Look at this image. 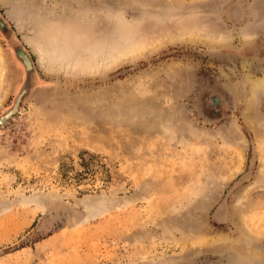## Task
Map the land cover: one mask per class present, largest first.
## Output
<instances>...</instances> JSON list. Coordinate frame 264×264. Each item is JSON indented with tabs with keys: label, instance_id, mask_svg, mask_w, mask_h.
<instances>
[{
	"label": "rangeland",
	"instance_id": "rangeland-1",
	"mask_svg": "<svg viewBox=\"0 0 264 264\" xmlns=\"http://www.w3.org/2000/svg\"><path fill=\"white\" fill-rule=\"evenodd\" d=\"M0 45V264H264V0H0Z\"/></svg>",
	"mask_w": 264,
	"mask_h": 264
},
{
	"label": "bare ground",
	"instance_id": "bare-ground-1",
	"mask_svg": "<svg viewBox=\"0 0 264 264\" xmlns=\"http://www.w3.org/2000/svg\"><path fill=\"white\" fill-rule=\"evenodd\" d=\"M194 25V24H193ZM187 32L183 31V28H180L179 30V35L181 36L182 39L185 40H189V41H205L207 43H220V42H225V38L218 36L216 34H211V33H204L201 31V28L198 27L197 25L195 26H188L187 28ZM171 32H158V33H153L154 35L149 36V37H140L141 39H138L139 37H137V39L135 38V36L131 35V41L134 42L133 47H131L129 50H127L126 52L123 53H117L116 56L113 57L112 59V64H118L119 62H121L122 58L125 56H130V55H134L138 52H142V51H146L148 49L151 50H155L157 47H159L160 43L163 44L166 41H169L171 37H173L172 35H170ZM204 33V34H203ZM132 34V33H131ZM145 36V35H144ZM246 38V37H245ZM251 37H248L246 41H250ZM49 45V44H48ZM38 47H36V50L40 53L41 58L44 57V54L47 52L43 46V44H38ZM49 47V46H48ZM46 57V56H45ZM51 57H48V60ZM43 60V59H42ZM91 65V64H89ZM89 65H86L83 67L82 70L84 71H91ZM92 68V67H91ZM94 71V69H93ZM5 75V66H4V59H3V50L2 47L0 45V94H1V86L3 83V78ZM254 87V86H253ZM260 89V93L261 91H264V80L259 81L256 83V86L254 89ZM257 91V90H256ZM255 92V91H253ZM252 92V93H253ZM3 94V93H2ZM262 95V94H260ZM5 99V95H0V105L3 103Z\"/></svg>",
	"mask_w": 264,
	"mask_h": 264
},
{
	"label": "water",
	"instance_id": "water-1",
	"mask_svg": "<svg viewBox=\"0 0 264 264\" xmlns=\"http://www.w3.org/2000/svg\"><path fill=\"white\" fill-rule=\"evenodd\" d=\"M19 49V48H18ZM16 51V50H15ZM19 58V57H18ZM19 60L21 61V59L19 58ZM26 70V69H25ZM28 72V71H27ZM30 72H32L31 70H30ZM21 94V93H20ZM20 94H19V96H20ZM19 96L16 98V100H15V102H14V104H13V106H12V108L10 109V110H8L7 112H5L1 117H0V126L1 125H3L4 123H6L8 120H10L12 117H13V115H15L16 113H17V111H18V109H19V105H20V103H21V101H22V99L20 100V103L17 105V107H16V104H17V100H18V98H19ZM23 98V97H22Z\"/></svg>",
	"mask_w": 264,
	"mask_h": 264
}]
</instances>
